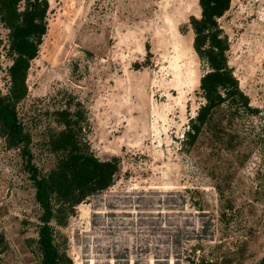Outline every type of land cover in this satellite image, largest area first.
I'll list each match as a JSON object with an SVG mask.
<instances>
[{"label":"rangeland","instance_id":"374dc122","mask_svg":"<svg viewBox=\"0 0 264 264\" xmlns=\"http://www.w3.org/2000/svg\"><path fill=\"white\" fill-rule=\"evenodd\" d=\"M47 1V32L16 106L33 162L44 176L56 167L49 144L61 111L82 112L94 157L119 160L110 188L51 221L61 254L71 264H264V0H231L218 19L228 65L258 113L223 106L192 149L185 133L205 103L207 71L190 26L199 0ZM8 34L0 22L5 97ZM41 214L21 150L0 136V264H40Z\"/></svg>","mask_w":264,"mask_h":264},{"label":"trees","instance_id":"16d2710c","mask_svg":"<svg viewBox=\"0 0 264 264\" xmlns=\"http://www.w3.org/2000/svg\"><path fill=\"white\" fill-rule=\"evenodd\" d=\"M230 5L231 0H199L200 19L190 18L193 49L206 64L207 71L199 84L205 103L189 120L184 139L187 149L196 146L223 106L232 105L240 113H258L250 107L248 97L241 91L228 65L227 44L220 35L218 19ZM48 7L47 0H0V22L9 32L8 55L11 62L8 67L9 94L5 97L0 91V136L9 148L21 150L29 179L35 187V199L42 211L38 232L40 264H71L56 247L50 223L59 215L64 220L90 196L110 188L119 172V160L101 161L94 157L82 141L85 120L82 112L61 111L57 115L63 129L49 144L51 152L57 154L56 167L44 176L33 162L29 150L30 136L24 132L16 106L27 95L30 64L37 58L47 32Z\"/></svg>","mask_w":264,"mask_h":264}]
</instances>
